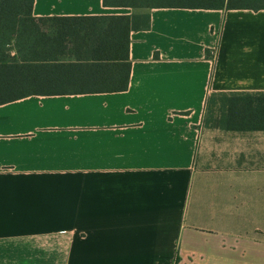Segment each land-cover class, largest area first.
Returning <instances> with one entry per match:
<instances>
[{
	"label": "crops",
	"instance_id": "obj_1",
	"mask_svg": "<svg viewBox=\"0 0 264 264\" xmlns=\"http://www.w3.org/2000/svg\"><path fill=\"white\" fill-rule=\"evenodd\" d=\"M134 13L127 90L0 104V264H264V129L205 123L211 94L264 93V9L33 6Z\"/></svg>",
	"mask_w": 264,
	"mask_h": 264
},
{
	"label": "trees",
	"instance_id": "obj_2",
	"mask_svg": "<svg viewBox=\"0 0 264 264\" xmlns=\"http://www.w3.org/2000/svg\"><path fill=\"white\" fill-rule=\"evenodd\" d=\"M35 0H0V104L34 93L119 92L131 77V32L150 28L148 13L33 17ZM105 6L264 9V0H103ZM73 56L75 62L60 57ZM205 123L264 129V93H213Z\"/></svg>",
	"mask_w": 264,
	"mask_h": 264
}]
</instances>
